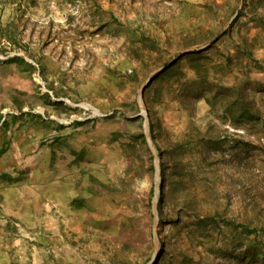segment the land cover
<instances>
[{"label":"rangeland","instance_id":"1","mask_svg":"<svg viewBox=\"0 0 264 264\" xmlns=\"http://www.w3.org/2000/svg\"><path fill=\"white\" fill-rule=\"evenodd\" d=\"M94 263L264 264V0H0V264Z\"/></svg>","mask_w":264,"mask_h":264},{"label":"bare ground","instance_id":"2","mask_svg":"<svg viewBox=\"0 0 264 264\" xmlns=\"http://www.w3.org/2000/svg\"><path fill=\"white\" fill-rule=\"evenodd\" d=\"M69 181V180H68ZM70 185V184H69ZM68 185V186H69ZM70 188V187H69ZM79 188V187H78ZM82 188V187H81ZM80 188V189H81ZM75 190V189H74ZM73 191V190H72ZM77 191V190H76ZM74 192V191H73ZM59 195H60V208H61V210H62V215L64 216V208H65V205H66V203H65V200H66V188H65V186L62 184L61 186H60V189H59ZM99 193V192H98ZM97 193V191L93 188V187H89L88 189H87V191H86V194H85V198L87 197V199H89V198H92L93 196H95V195H97L98 194ZM101 193V192H100ZM75 194H77V193H75ZM79 195V194H78ZM75 198V197H74ZM84 198V199H85ZM77 199V198H76ZM83 199V200H84ZM74 201V200H73ZM79 201V200H78ZM82 201V200H81ZM68 205V204H67ZM77 205V204H76ZM75 205V203H74V206H76ZM96 206V205H95ZM70 207V206H69ZM91 207V206H90ZM97 209V208H96ZM84 212V211H83ZM118 212V211H117ZM107 213V212H106ZM116 213V212H115ZM71 215V214H70ZM74 216V215H73ZM103 216H104V214H102L101 212H95V211H93V210H89V214L87 215V217L85 218L84 216H82V218H81V215H77L76 214V216L75 217H73V218H75V220H76V218H79V219H82V220H86V222H88V223H91V224H94V223H98L99 222V220L100 219H103ZM116 217V216H115ZM58 218V217H57ZM64 218V217H63ZM67 218V217H66ZM105 218V217H104ZM69 219V218H68ZM105 220V219H104ZM103 220V221H104ZM59 221V220H58ZM111 221H113L112 219H111ZM74 222V221H73ZM80 223V222H79ZM100 224V223H99ZM110 224V223H109ZM124 224V223H123ZM60 225V224H59ZM87 226V225H86ZM109 226V225H108ZM62 227V226H61ZM72 227V226H71ZM91 227V226H90ZM114 227V226H113ZM116 227V226H115ZM75 228V227H74ZM81 228H82V225H81ZM65 229V228H64ZM85 229V228H84ZM110 230H111V228H109ZM66 230V229H65ZM104 231V230H103ZM107 231H108V229H107ZM113 231V230H112ZM96 232V231H95ZM70 233H71V231H70ZM91 233V232H90ZM78 234V233H77ZM81 234V233H80ZM95 234V233H94ZM101 234V233H100ZM72 235H73V233H72ZM102 235V234H101ZM62 236H64V234L62 235ZM76 236V235H75ZM91 236V235H90ZM94 236V235H93ZM99 236V235H98ZM103 236V235H102ZM85 237V236H84ZM79 238V237H78ZM101 238V237H100ZM71 239V238H70ZM97 239H99V238H97ZM67 240H69V239H67ZM78 240V239H77ZM76 240V241H77ZM79 240H81L80 238H79ZM83 240V239H82ZM85 240V239H84ZM84 242V241H83ZM82 242V243H83ZM98 242V241H97ZM102 242V241H101ZM104 242V241H103ZM72 243H73V240H72ZM77 243V242H76ZM81 243V242H80ZM75 244V243H74ZM74 244H71V246L73 245V246H75ZM86 244V243H85ZM70 245V244H69ZM97 245V244H96ZM107 246H108V244H107ZM99 247V246H98ZM106 248V247H105ZM79 249V248H78ZM83 249V248H82ZM94 249H95V247H94ZM109 249V248H108ZM104 250V249H103ZM81 251V250H80ZM104 253H106L105 251H104ZM81 255V254H80ZM88 257V256H87ZM103 259V258H102ZM112 260V259H111ZM84 261H86V260H84ZM100 261V260H99ZM95 264V263H94Z\"/></svg>","mask_w":264,"mask_h":264},{"label":"water","instance_id":"3","mask_svg":"<svg viewBox=\"0 0 264 264\" xmlns=\"http://www.w3.org/2000/svg\"><path fill=\"white\" fill-rule=\"evenodd\" d=\"M171 65L169 66H165L164 68H162L161 70L155 72L148 80L147 82L143 85L142 89H141V93H140V98L142 100V102L144 103V93L146 91V89L152 84V82L154 81V79L159 76L161 73L167 71L170 68Z\"/></svg>","mask_w":264,"mask_h":264}]
</instances>
